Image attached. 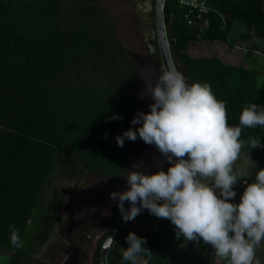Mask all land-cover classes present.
Wrapping results in <instances>:
<instances>
[{
    "label": "trees",
    "instance_id": "trees-1",
    "mask_svg": "<svg viewBox=\"0 0 264 264\" xmlns=\"http://www.w3.org/2000/svg\"><path fill=\"white\" fill-rule=\"evenodd\" d=\"M95 1L0 0V247L13 251L10 264L32 263L31 251L11 245L10 225L22 242L56 166L120 180L132 162L135 141L125 138L119 147L116 137L136 130L131 121L141 112L145 83L112 22L92 5ZM213 6L217 12L200 32L174 12L175 0H166L164 21L174 41L170 52L186 81L208 83L216 99L226 103L228 124L239 126L244 107L255 103L264 109L258 73L216 56L193 58L188 47L197 41L233 44L235 21L246 28L243 41L263 40L264 0H216ZM113 115L123 119L113 120ZM249 138L260 140L264 165V127L243 128L241 140ZM59 204L51 202L44 214L42 243L47 229L60 221ZM113 213L115 226L121 217L117 205ZM129 232L146 238L144 246L153 253L150 264H184L170 255L169 240L156 229L142 233L125 227L117 241L128 245ZM109 236L99 243L97 264ZM107 264L130 262L113 247Z\"/></svg>",
    "mask_w": 264,
    "mask_h": 264
},
{
    "label": "clouds",
    "instance_id": "clouds-1",
    "mask_svg": "<svg viewBox=\"0 0 264 264\" xmlns=\"http://www.w3.org/2000/svg\"><path fill=\"white\" fill-rule=\"evenodd\" d=\"M144 83V94L154 101L150 112H138L131 123L142 126L124 131L116 143L123 147L125 138L135 141L139 136L155 145L170 166L153 174L129 171L124 177L128 189L110 194L123 221H133L141 209H147L169 220L177 238L202 240L224 264H260L256 249L264 241V169L256 172L255 182H246L239 203L229 201L237 195L234 186L239 179L233 165L245 144L242 129L264 127V109L252 103L243 108L239 126H230L226 103L216 99L208 83L189 84L174 66L163 71L151 88L149 81ZM248 143L251 148L261 147L260 140L249 138ZM10 228L11 245L21 248L18 230ZM125 239L128 247L123 248L122 260L150 264L153 253L144 246L146 238L129 232ZM113 243L109 237L106 246Z\"/></svg>",
    "mask_w": 264,
    "mask_h": 264
},
{
    "label": "rangeland",
    "instance_id": "rangeland-1",
    "mask_svg": "<svg viewBox=\"0 0 264 264\" xmlns=\"http://www.w3.org/2000/svg\"><path fill=\"white\" fill-rule=\"evenodd\" d=\"M92 5L112 22L115 33L139 77L144 82L149 81V88L154 86L165 69L160 55L155 51L151 52L147 47L148 42L141 31L135 11V0H96ZM245 31V26L235 21L230 31L233 44L220 41L192 42L188 47V54L193 58L216 56L226 64L255 70L258 73L259 90L264 93V39L252 38L243 41L241 36ZM145 87L144 84L141 112L149 113V105L154 101L150 95L144 94ZM140 126L142 125L137 124L136 129ZM261 151L262 146L251 148L250 143L245 141L239 158L233 165L234 174L239 179L234 186L237 195L229 202L239 203L246 182H255L256 172L264 169ZM134 164L142 166L134 169ZM169 166V162L155 145L144 143L139 136L135 140L129 169L120 180L105 179L83 172L82 169L63 171L61 167L56 166L47 179L38 207L31 217L22 241V247L32 253L31 264H97L99 243L107 234L111 235L115 227L112 219L117 202L110 199V194L128 189L124 177L129 171L139 170L145 174H153L159 170L166 172ZM56 200L60 201V221L47 229L46 241L42 243L44 234L39 233H42L44 214L49 204ZM146 213L144 219L129 221L125 227H138L142 233L156 229L159 235L169 240L170 255L184 264H224L216 258L214 250L202 240L197 243L184 240L182 236L177 238L175 226L169 220L158 218L149 211ZM114 247L123 251L128 245L117 241ZM12 258V250L0 247V264H10ZM256 258L260 264H264V241L256 249Z\"/></svg>",
    "mask_w": 264,
    "mask_h": 264
},
{
    "label": "water",
    "instance_id": "water-1",
    "mask_svg": "<svg viewBox=\"0 0 264 264\" xmlns=\"http://www.w3.org/2000/svg\"><path fill=\"white\" fill-rule=\"evenodd\" d=\"M164 5H165V0H158V3H157V31H158V36H159V45H160L161 56L163 59L165 69L167 70L170 66H174L172 56H171V52H170V46L172 44H174V41H169L168 37H167V31H166V26H165V21H164ZM147 211H148L147 209H141V212L137 217L141 216L142 214L146 213ZM127 223H125L123 221L122 216L116 222L114 230L111 233V235L109 236V237L113 238L115 243H113L110 246H106V242L109 238L105 241V243L103 244L102 249H101L100 264H107L108 255H109L111 249L116 244L121 232L124 229V226Z\"/></svg>",
    "mask_w": 264,
    "mask_h": 264
},
{
    "label": "flooded vegetation",
    "instance_id": "flooded-vegetation-1",
    "mask_svg": "<svg viewBox=\"0 0 264 264\" xmlns=\"http://www.w3.org/2000/svg\"><path fill=\"white\" fill-rule=\"evenodd\" d=\"M157 3L158 0H135V11L138 16V22L141 31L143 32V35L146 38V41L148 42V49L151 52L155 51V53L160 55L163 67L165 69L161 56L159 36L157 31ZM166 31L168 40L171 41L167 28Z\"/></svg>",
    "mask_w": 264,
    "mask_h": 264
},
{
    "label": "built area",
    "instance_id": "built-area-1",
    "mask_svg": "<svg viewBox=\"0 0 264 264\" xmlns=\"http://www.w3.org/2000/svg\"><path fill=\"white\" fill-rule=\"evenodd\" d=\"M214 1L216 0H175L174 12L189 26L203 32L210 26L211 14L217 12L213 6Z\"/></svg>",
    "mask_w": 264,
    "mask_h": 264
}]
</instances>
